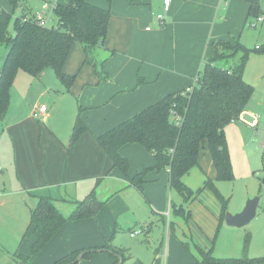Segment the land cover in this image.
Instances as JSON below:
<instances>
[{
    "label": "crops",
    "instance_id": "0c3cea01",
    "mask_svg": "<svg viewBox=\"0 0 264 264\" xmlns=\"http://www.w3.org/2000/svg\"><path fill=\"white\" fill-rule=\"evenodd\" d=\"M227 1L170 0V9L164 12L166 18L163 15L162 21H158L157 18L154 20L150 17L151 9L146 10L142 5L143 1L138 0L134 4L127 2L122 14L110 18L106 40L94 51H97V54L100 51L103 56L99 63L104 77L95 83L96 87L89 86V96L80 100L86 109L87 117L98 109H102V116L106 117L109 108L112 111L110 125H92L93 122L88 120L87 131L74 144L70 142L74 124H71L70 120L68 128L64 127L62 131L52 126L50 129L44 127L47 133L50 132V138L46 141L39 140V147H34L30 154L32 157L21 159V187H17L14 192L24 197L23 192L26 189L27 195L34 197L31 205L38 195H47L54 199L61 213L67 211L64 215H68L76 203L82 201L91 190H94L98 199H105L109 195V201L105 200L95 216L65 222L39 253L31 254L34 234L29 238V250L14 253L29 256L32 264H54L56 260L74 250L89 247L100 249L106 243L114 247L124 246L122 234L118 233L121 227H127L128 233L133 228L145 227L142 235L146 237L154 225L161 224L167 227L170 239L168 247L171 246L174 253L166 264H190L199 255L197 247L207 249L211 246L219 222L220 205L208 187L202 189L199 194L195 193L206 179L213 180L214 184L216 182L215 167L207 144L201 146L197 164L182 177L183 183L193 190V195L184 199L177 191L180 197L174 205L168 199L171 188L166 168L159 171L149 170L144 176L141 191L128 186L130 176L142 171L144 167L154 165L151 153L144 146L128 143L120 148V154L131 163L125 176L119 168L112 167L103 148L96 142V137L112 126V123L116 125L126 120L163 95L188 89L194 84L203 61L214 56L212 43L220 40L233 42V34L247 22L245 18L243 23V17L248 5L238 0H231L230 4ZM162 3L163 0L153 1L158 9H161ZM218 11L221 14L218 15ZM146 22H151L152 26L143 27ZM8 48L0 43V69ZM42 73L41 71L36 76L40 83ZM54 77L56 78L55 74ZM56 81L58 82L57 78ZM94 81L95 78H89L84 83L88 86L87 84L91 85ZM15 96L18 101L29 103L28 92H19ZM244 113L249 112L246 110ZM76 114V107H73L72 117L75 119ZM51 116L52 111L49 113L48 109L42 115L46 120H50ZM23 120L24 118L20 117L15 123ZM248 123L250 125L251 121ZM261 136L263 138L264 134ZM40 161L44 169L41 178L36 182L30 177L34 164ZM2 176L0 174V177ZM8 195L7 191L0 193V200L4 203L2 209L6 213L18 212L23 199L18 203L15 202L16 198ZM243 205L241 202L233 212L240 211ZM120 207L128 211L122 213ZM180 209L182 214L177 212ZM8 217L10 218V215ZM106 250L103 248L102 251L93 253L90 258L81 259L75 264H112L115 260ZM123 261L124 259L119 264ZM19 263L0 249V264Z\"/></svg>",
    "mask_w": 264,
    "mask_h": 264
},
{
    "label": "trees",
    "instance_id": "16d2710c",
    "mask_svg": "<svg viewBox=\"0 0 264 264\" xmlns=\"http://www.w3.org/2000/svg\"><path fill=\"white\" fill-rule=\"evenodd\" d=\"M7 1L10 10L0 8V43L9 47L0 69V121L4 120L10 106V87L18 70L37 76L43 69L50 67L62 87L70 91L77 74L64 70V64L72 45L81 44L85 55L83 62H86L96 48L105 42L111 18L110 7L102 8L91 4L89 0H68L62 5L55 3L52 8L56 16L54 24L40 26L35 16L28 18L24 13L27 0ZM128 1L134 4L138 0ZM243 1L248 5L247 20L248 17L256 18L260 15L261 0ZM18 7L21 8L22 14L14 17V10ZM252 22L250 20L249 23ZM11 26L13 32H10ZM212 46L214 56L203 61L191 90L182 89L167 93L156 102L97 135L96 142L103 148L112 167L119 168L125 176L131 163L120 154L122 145L138 143L151 153L154 165L144 167L142 171L130 176L128 186L141 191L144 176L149 170L159 171L166 168L169 187L178 191L184 199L190 198L193 190L183 183L182 177L197 164L198 152L204 144L209 147L216 180L233 178L224 127L229 122L239 120L240 115L246 111V105L254 90L253 85L243 77L250 50L238 40H233L232 44L220 40L213 42ZM222 49H227V53ZM255 49L264 53V47ZM235 57L237 60L231 63L230 60ZM93 68L100 78L104 77L103 70H98L97 64ZM80 110L79 108L72 126L71 144L80 139L88 129L84 118L80 116ZM206 187L213 191L220 205L218 227L211 240V246L207 249L197 247L199 255L190 264H264V256L218 258L213 255L215 234L219 226L225 222L227 205L211 179H206L195 193L199 194ZM104 203L105 200L98 199L94 190H91L65 217L58 210L54 199L47 195H38L34 204L28 207L30 211L28 226L32 227L34 234L31 254L39 253L65 222L95 216ZM181 211L182 209L177 210ZM100 248L107 249L110 255L116 257L112 264L118 262V256L124 259L125 250L120 247L106 243ZM98 250V247L74 250L56 260L54 264H70L79 254H82V259L90 258ZM11 257L23 264H32L27 255L13 253Z\"/></svg>",
    "mask_w": 264,
    "mask_h": 264
},
{
    "label": "rangeland",
    "instance_id": "374dc122",
    "mask_svg": "<svg viewBox=\"0 0 264 264\" xmlns=\"http://www.w3.org/2000/svg\"><path fill=\"white\" fill-rule=\"evenodd\" d=\"M141 1H143L142 5L146 7V10L151 9L150 17L154 18V20H156V14L158 13H162L166 18L162 7L158 9L157 5L153 4L154 0ZM238 1L242 4L244 2L243 0ZM46 2L52 6L54 1L46 0ZM67 2L68 0H56V3L61 5ZM89 2L102 8L110 7L111 18L113 19L115 15L122 14L124 7L127 6V2L129 1L112 0L111 2H107L106 0H89ZM227 3L230 4L231 0H228ZM41 5L42 0H27L24 11L28 18L35 16L40 11ZM51 6L47 11L50 14L49 25L54 24L56 21V16L53 10H51ZM1 7L10 9L7 0H0ZM14 11V17L22 14L19 7ZM217 13L218 15L221 14L219 11ZM246 15L247 10L243 17V23H245ZM252 17H248L244 26L234 33L231 38L232 40H238L244 47L250 50L243 75L244 80L248 83L250 82L254 88L251 98L246 105V110L249 113H243L239 120L236 119L229 122L224 127L231 158L233 178L216 180L214 185L225 198L227 211L231 213H234V209H238L241 202L244 204L247 199L254 196H259V201L256 214L248 224L235 227L223 222L219 226L215 234L216 237L212 249L213 255L218 258L264 256V158L262 157L261 147V135L264 134V53L258 52L255 49L264 47V21L262 26L260 23L254 26L252 23H249L250 20L255 22V18ZM258 17L264 19V0H261L260 15ZM151 22H146L142 26L150 28L152 24L154 25ZM256 22L258 21L256 20ZM10 32H13L12 26L10 27ZM230 43L232 44L233 42ZM222 51L227 53V49H222ZM96 52L90 55L86 62H83L85 55L81 44L75 43L72 45L68 54L69 57L64 64V70L71 74H77L70 91L64 89L56 81L50 67L42 70L43 73L40 76V80L43 85L35 75L32 76L27 72L18 70L10 87L12 89V91L10 90V110L6 112L4 120L0 121V165L2 168L0 174L3 175L0 177V193L7 191L9 195L16 198L15 202H18L22 198L23 203H20L18 212L6 213L2 209L4 203L0 200V249L9 256L15 251L29 250L31 244L29 238L33 237L32 228L28 226V206L31 205L34 197L27 195L26 189L23 192L24 197L14 192L21 185L19 175V171H21V159L23 157H32L30 154L34 147H39V140L44 139L46 141L50 138V132L47 133L44 127L50 129V126H52L60 131L64 127L68 128L69 120L71 124L75 121V118L72 117L73 107H76V113H78L79 108L81 109L80 116L84 118L86 124L88 120H91L93 122L92 125L103 123L108 126L110 125V121L112 120L110 114H112V111L109 108H107L108 113L106 117L102 116L104 112L102 109L90 113V116L87 117L86 109L81 103L82 99L88 97L90 94L91 88L89 86H95V83L101 80L94 70L93 64L96 63L97 69L100 70L99 61L103 60V56L100 54V51L99 54ZM236 60L237 57L231 59L230 62L232 63ZM225 62L227 63V61ZM89 78H95V81L91 85L87 84L88 86H86L84 82L88 81ZM19 92H28L29 103L17 100L15 95H18ZM42 104L47 107L49 113L52 111L50 120H46L39 115L33 116L34 109ZM251 113L256 116L258 124L249 125L248 122L252 119ZM20 117H23L24 120L19 122L21 123L19 126V123L15 122ZM113 125L115 124L112 123ZM112 126L108 129L112 128ZM43 169L41 161L36 162L30 177L31 180L37 182L43 174ZM108 196L102 200L107 201L109 199ZM179 197L178 192L171 189L169 201L175 205ZM181 203L184 205V201L181 200ZM121 210L122 213L128 211L126 208H121ZM62 214H67V211H62ZM143 214H145V210H143ZM9 215L10 218L8 217ZM166 217L167 215L165 214L164 218ZM118 233L122 234L121 239L125 244L124 246H120L125 250L123 253L125 254L124 261L121 264H166V261H170L174 255L171 246L168 247L170 239L167 227L162 224L154 225L146 234V237L138 234L130 238L127 227H121ZM111 257L113 260H116V257ZM19 264L23 263L20 262Z\"/></svg>",
    "mask_w": 264,
    "mask_h": 264
},
{
    "label": "built area",
    "instance_id": "2783aa9c",
    "mask_svg": "<svg viewBox=\"0 0 264 264\" xmlns=\"http://www.w3.org/2000/svg\"><path fill=\"white\" fill-rule=\"evenodd\" d=\"M53 1L54 2L52 4V6L49 5L48 2L42 1V5H41V8H40V11L35 15V20L40 26L49 25L48 22L50 21V14H48L47 11H48L50 6H51V10L55 6L56 0H53ZM169 3H170V0H163V3H162L163 12H168L169 11V9H170ZM156 18H157L158 21H162L163 14L162 13L156 14ZM256 20L258 22H256ZM262 21H263L262 17H258V18L256 17L255 18V22H252V24L254 26H257ZM187 90H191V86L188 87ZM46 111H47V107L45 105H43V104L39 105L37 108L34 109L33 116L34 117L37 116V115L42 116ZM251 116H252V119H251L250 125L257 123L256 116L255 115H251ZM261 147H262V157L264 158V136H263L262 141H261ZM144 231H145V227L133 228V229H131L129 235H130V237L131 236H136L138 234H143Z\"/></svg>",
    "mask_w": 264,
    "mask_h": 264
},
{
    "label": "water",
    "instance_id": "95a60500",
    "mask_svg": "<svg viewBox=\"0 0 264 264\" xmlns=\"http://www.w3.org/2000/svg\"><path fill=\"white\" fill-rule=\"evenodd\" d=\"M258 201H259V196H254L253 198L247 199L245 201L244 203L245 205L240 211L236 213H231L229 211H226L224 214V220L226 224L235 227L244 226L248 224L256 214ZM98 251L100 252L102 251V249L100 248ZM118 258L119 260L116 264H119L122 261V257L118 256ZM81 259H82V254H79L75 260L70 262V264H74Z\"/></svg>",
    "mask_w": 264,
    "mask_h": 264
}]
</instances>
